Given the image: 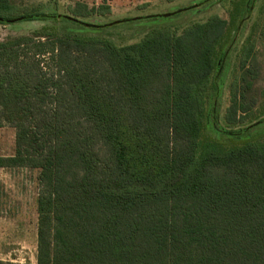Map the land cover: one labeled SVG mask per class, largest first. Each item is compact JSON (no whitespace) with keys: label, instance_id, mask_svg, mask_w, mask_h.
Returning a JSON list of instances; mask_svg holds the SVG:
<instances>
[{"label":"trees","instance_id":"obj_1","mask_svg":"<svg viewBox=\"0 0 264 264\" xmlns=\"http://www.w3.org/2000/svg\"><path fill=\"white\" fill-rule=\"evenodd\" d=\"M109 1L45 16L0 0L15 14L2 19H55L0 41V127L16 129L0 168L38 172L35 264H264V137L207 132L233 20L135 38L80 25ZM253 48L230 82L229 125L254 106Z\"/></svg>","mask_w":264,"mask_h":264},{"label":"rangeland","instance_id":"obj_2","mask_svg":"<svg viewBox=\"0 0 264 264\" xmlns=\"http://www.w3.org/2000/svg\"><path fill=\"white\" fill-rule=\"evenodd\" d=\"M21 7L41 6L44 15L66 14V6L82 1L89 6L101 0H9ZM110 13L104 17L78 20L84 28L108 26L114 33L136 37L143 27L162 23L201 21L218 15L234 23L230 42L218 62L214 82L216 97L211 104L207 132L215 136L264 137V0H111ZM13 18V12L0 13ZM55 19L39 16L0 24V41L52 24ZM247 39L253 50L245 67H251L253 81L247 103H254L250 117L244 123L229 125L224 119L229 104V86L240 72L239 56ZM129 41H132L129 39ZM16 129L0 127V156L14 154ZM41 191L38 172L25 167L0 168V261L25 264L36 262L37 211L36 198Z\"/></svg>","mask_w":264,"mask_h":264},{"label":"water","instance_id":"obj_3","mask_svg":"<svg viewBox=\"0 0 264 264\" xmlns=\"http://www.w3.org/2000/svg\"><path fill=\"white\" fill-rule=\"evenodd\" d=\"M21 19L22 18H16V19H2V18H0V21H5L6 23H12V22H15V21H19Z\"/></svg>","mask_w":264,"mask_h":264}]
</instances>
